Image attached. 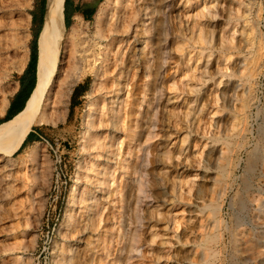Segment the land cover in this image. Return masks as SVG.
<instances>
[{"label": "rangeland", "instance_id": "1", "mask_svg": "<svg viewBox=\"0 0 264 264\" xmlns=\"http://www.w3.org/2000/svg\"><path fill=\"white\" fill-rule=\"evenodd\" d=\"M122 1L114 16L118 27L128 11L127 1ZM104 2L100 0L97 8ZM110 7L111 4L106 3V9ZM40 8L41 0H30L26 9V15H29L26 55L33 38L32 30L37 26V23H32L30 13L38 15ZM170 12L174 16L169 22L170 55L165 60L154 93V104L158 105L159 112L156 136L147 141L150 153L143 171V193L137 194V189L131 188L138 210H134L131 201V207L125 214H110L116 212L114 205L117 200L115 196L110 199V191H115L120 180L124 182L126 178L117 166L120 155L117 158L110 156L112 158L106 165L109 172L107 181L98 192L100 206L97 209L100 214L95 216L99 217L98 229L79 238L72 236L69 225L63 222L71 188L76 187L79 197L82 193H89L94 184L83 174L90 176L88 165L101 161L98 148L87 151L80 147L81 134L87 128L88 104L97 98L93 120L95 129H90L97 135L102 129L96 121L108 105L106 93L92 87V82L97 80L96 73L102 75L99 65L93 69L91 65L79 63L74 71L78 78L71 87L63 121L55 125H33L31 129L42 132L41 138L20 151L19 146L12 155V164L0 162V264H245V249L253 248L260 240V235L255 233L258 229L250 225L254 216L250 208L253 206L243 210L241 204L247 198L244 184L251 182L259 186L263 182L259 181L257 174L244 177L243 162L248 153L257 154L264 141V0H173ZM94 22V19L81 21V36L91 45V52L95 51L92 46ZM62 23L64 29H68L63 18ZM199 32L204 37L200 43ZM101 43L104 46L106 42ZM260 51L261 57L258 55H261ZM246 58L250 66L246 64ZM21 71L11 70L7 74L5 83L7 90H13L12 93ZM238 71H244V74L240 75ZM77 85L82 86L83 92L70 108L71 95ZM128 91L125 98L132 101L138 94V86H129ZM201 107L202 110L194 112ZM115 145H119L118 141ZM226 148L232 152H227ZM32 149L38 154L35 161L28 157ZM217 150L223 155L229 153L227 156L231 160L240 158V167L234 172V177L227 176L229 166L226 163L219 168L211 162ZM138 154L139 163L143 154ZM260 164V161L254 163L258 171L262 170ZM77 172L80 179L75 183ZM221 172L227 176L224 179L227 194L223 205L216 199L218 187L213 184V178ZM32 196L40 201L41 207L30 202ZM259 198L264 200V196ZM215 204L219 206L218 213L213 207ZM85 210L84 204L76 203L72 207V215L85 216ZM214 212L219 221L212 231L215 238L205 244L200 241V225ZM108 216H112V221L105 224ZM31 219L35 221L28 226ZM242 223H247L243 226L245 231L235 241L232 233L239 230L241 227L236 228V225ZM106 228L107 245L103 246L102 235ZM134 229L137 234L131 239L129 234ZM125 230L128 232L126 239ZM79 239L82 242L78 244ZM77 245L83 249L82 258L78 257V249L75 250ZM206 246L209 256L201 261L197 252ZM72 252L75 257L68 259ZM251 264L259 263L253 261Z\"/></svg>", "mask_w": 264, "mask_h": 264}, {"label": "bare ground", "instance_id": "2", "mask_svg": "<svg viewBox=\"0 0 264 264\" xmlns=\"http://www.w3.org/2000/svg\"><path fill=\"white\" fill-rule=\"evenodd\" d=\"M29 1L30 0H0V114L6 108L8 97L13 91L7 90L8 87L5 83L7 74L11 70L21 71L27 60L25 41L27 38L26 28L29 15H26V9L29 6ZM121 2L123 1L105 0L104 5L98 8L94 17L95 32L94 40L92 41V46L95 47V51L91 52V45L81 36L82 23L80 20L70 25L68 29H64L62 25L63 0H45L43 23L36 45L37 61L34 90L24 107L15 116L0 126V162L2 161L5 165H8V163L12 162L13 153L19 148V146H21L33 125H55L56 122L63 121L71 87L78 78L77 75H74V71L78 68L79 63L88 66L91 65L93 66V69L96 65H99L98 67L101 70L102 75L100 76L96 73L95 76L97 77V80L96 82H92V87L98 92L104 91L106 93L105 95H107L106 97L108 98V105L106 110L102 109L101 118L99 121H96L102 129L101 133L99 131V134L97 135L95 132L94 134L90 132V129L94 128L93 120L97 106V98H94L88 104V112L86 113L87 128L81 134L80 147H82V149H87V151L93 147H96V149L98 148L101 154V157H98V159H101V161L92 162L88 165L90 176L83 174V177L87 180L92 179L91 183L94 184V188L89 190V193H82L79 197L76 192V187L74 186L71 188L68 208L65 211L63 220V222L69 225V230L72 236H78L79 238H81L86 232L96 231L98 229L99 217H95L97 214H100L98 211L99 209H97L98 206H100V195L98 192L103 188H100L101 185L103 186L105 181H107L106 178L109 172L106 165L112 158L110 156L117 158V156L120 155V160L117 166H119L121 173L126 177L124 182L120 180L115 191L114 189L110 191V199L114 198V196L117 198L114 205L116 212H111L110 214H125L126 210H129L131 207V201L134 210H138L137 201L132 198L131 195V188L134 187L137 189V194L140 192L143 193V171L147 166V157L150 153L147 141L156 136L155 127L157 113L159 112L158 105L154 104V93L157 89L158 79L161 77V71L166 62L165 60L169 54L168 46L171 37L169 22L174 18L170 12L173 7V0H124L128 5V11L127 15H124L123 17L122 24L118 27L116 25V22H118L116 21V17L118 16L116 15L115 17L116 22L114 21V16L118 12L117 10ZM106 3L111 4L109 10L106 9ZM122 9L124 8L122 7ZM212 32L211 34H213ZM203 38L201 32H199V43ZM102 41L106 42L104 46H102ZM61 51H63L62 56ZM260 53L261 55L257 52L261 57L263 54L261 51ZM209 56L210 54L207 55V57ZM254 56L256 58L257 55ZM247 61L246 58V64L248 63ZM238 62L237 64L240 67L241 64ZM207 63L208 58L205 60V65ZM253 63L255 62L253 61ZM251 67L252 69H255V67ZM246 69H249L248 66ZM95 72L98 71L95 70ZM238 72L240 75L244 74V71ZM249 77L251 76L249 75ZM138 81L139 83H137ZM54 85H56V88L53 90L52 88ZM129 86L130 88L138 86V94L135 95L132 101L125 98L129 93ZM94 94L96 96V93ZM142 106H144V108ZM197 110H202V107L201 109H195L194 112ZM192 112L193 111H191V113ZM192 114L194 116V113ZM195 119L196 118L194 117L193 120L195 121ZM190 121L192 120L190 119ZM116 141H118V146L115 145ZM228 149L227 152H229ZM121 150L123 153H121ZM139 152H142L143 158L138 163L140 157L138 154ZM227 155L226 153H224V155L220 154V151H218L211 159V162L216 164L219 168L225 166L226 163V165L229 166L227 176L231 178L234 175V172L240 167V158L231 160ZM37 156L38 154L35 149L30 150L28 153V157L31 161H35ZM256 161H260L262 168L261 171L256 169L254 165ZM243 163H245L243 168L244 177H248L249 174H257L260 178L259 181H263L261 183L262 185L259 186H254L251 182L244 184L247 198L243 203L241 202V206L243 210H245L247 206H253V208H250V210L254 212L250 225L253 228L258 229L255 233L260 235V240L258 243L256 242L254 244L253 248L250 247V249H247L248 251L245 249L246 254L243 258L245 264H251L253 261L258 262L259 264H264V200L259 198L264 196V141L261 143V149L258 153H248L247 158H245ZM224 172L218 173L217 175L215 174L216 176L214 175L215 177L213 178L214 183L212 182L218 187L215 190V196L220 204L223 203L227 194V188H224V179L227 176H225ZM79 179L80 175L77 172L75 174L74 182L77 183ZM28 182H31V180ZM178 191L177 193L180 192ZM179 194H181V192ZM257 196L259 197L257 198ZM138 200L140 201L141 199ZM30 202L41 207L40 201L36 200L33 196L30 199ZM76 203H82L85 205V211L87 212L85 213V216L78 215V217H75L72 215V207ZM215 205L213 207H215V211L218 213L219 206H217L218 204L216 205L217 207ZM210 213L212 214L213 212ZM105 220V224H110L112 216L106 217ZM34 221L35 219H31V221L27 222V225H31ZM217 223H219V221L216 220L215 212L212 217L203 220L200 225L201 234L199 236L201 242L209 244L213 241L215 236L212 235V231L213 229L215 230ZM244 225H247V223L236 225V228H241L235 231V233H232L235 241L238 240V235H243L245 231V228L243 227ZM103 231L102 242L103 246H106L107 228ZM127 234L128 232L125 230L124 239H126L125 236ZM136 234L137 230L134 229L129 234V237L134 239ZM80 242H82L81 239L77 241L78 244ZM78 246L79 245L75 247V250L77 251L78 249V257L82 258L83 249ZM62 250L63 249L61 248V251ZM207 250L208 246L197 252L199 260H206L209 256ZM73 257L75 256L72 252L69 254L68 259ZM62 262L66 261L63 260Z\"/></svg>", "mask_w": 264, "mask_h": 264}, {"label": "crops", "instance_id": "3", "mask_svg": "<svg viewBox=\"0 0 264 264\" xmlns=\"http://www.w3.org/2000/svg\"><path fill=\"white\" fill-rule=\"evenodd\" d=\"M65 1V0H64ZM100 0H96L95 3L91 2H83L82 0H69L68 2V12L64 15V2L62 8V18L64 22V26L67 25L69 27L74 23V21H78L80 19L82 22H90L94 19L95 13L97 11V7ZM63 25V23H62ZM66 27V26H65ZM66 27V28H67ZM29 61H30V47L29 53L27 55V60L25 66L23 67L20 75L17 77L14 82V92L8 97V104L4 111L0 114V119H3L5 115L13 117L16 113H18L25 105L27 98L29 97L32 89L28 83L27 73L29 71ZM42 132L40 129L33 130L29 138L26 139L24 143V147L28 144H31L41 138ZM23 147V148H24Z\"/></svg>", "mask_w": 264, "mask_h": 264}, {"label": "trees", "instance_id": "4", "mask_svg": "<svg viewBox=\"0 0 264 264\" xmlns=\"http://www.w3.org/2000/svg\"><path fill=\"white\" fill-rule=\"evenodd\" d=\"M68 2L69 0H65L64 1V15H66V12H68ZM44 6H45V0H41V8H40V12L38 15H36L35 13L31 12V16H32V23L35 24L37 23L36 28H34L32 30V42L30 44V61H29V71L26 74L27 78H28V83L31 87V89L34 87L35 85V81H36V61H37V51H36V44H37V38L39 35V32L41 30V26L43 23V14H44ZM67 27V25H65ZM83 89L82 86L77 85L76 87H74L72 95H71V103H70V108L73 107L75 105V100L78 99L81 95H82ZM11 117L8 115H5V117L3 119H0V123L7 121L8 119H10ZM34 130V128L31 129V131L27 134L25 140L23 141V143L21 144L20 148L18 149V151H20L23 147H24V143L26 141L27 138L30 137L31 132Z\"/></svg>", "mask_w": 264, "mask_h": 264}, {"label": "water", "instance_id": "5", "mask_svg": "<svg viewBox=\"0 0 264 264\" xmlns=\"http://www.w3.org/2000/svg\"><path fill=\"white\" fill-rule=\"evenodd\" d=\"M56 75H57V74H56ZM55 83H56V82H55ZM55 88H56V85H54L52 89L54 90ZM33 90H34V88L32 89V91H33ZM32 91H31V93H32ZM31 93H30V95H31ZM30 95H29V97H30ZM29 97H28V98H29ZM28 98H27V100H28ZM27 100H26V102H27ZM26 102H25V104H26Z\"/></svg>", "mask_w": 264, "mask_h": 264}]
</instances>
